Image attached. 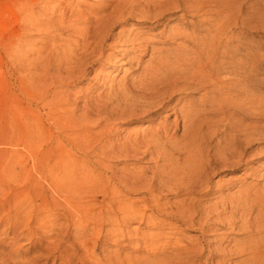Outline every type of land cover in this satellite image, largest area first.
<instances>
[{
    "label": "rangeland",
    "instance_id": "1",
    "mask_svg": "<svg viewBox=\"0 0 264 264\" xmlns=\"http://www.w3.org/2000/svg\"><path fill=\"white\" fill-rule=\"evenodd\" d=\"M136 1L96 61L67 24L112 0H0V204L20 211L0 205L3 264H264V0H176L185 10L162 15V0ZM207 152L210 174L195 173ZM60 157L108 180L109 195L74 198L96 203L81 225L49 183ZM120 201L143 215L120 224Z\"/></svg>",
    "mask_w": 264,
    "mask_h": 264
},
{
    "label": "bare ground",
    "instance_id": "2",
    "mask_svg": "<svg viewBox=\"0 0 264 264\" xmlns=\"http://www.w3.org/2000/svg\"><path fill=\"white\" fill-rule=\"evenodd\" d=\"M115 2V4H111V3H109V4H106V6H111L110 8V11L108 12V13H106V14H103V15H96L95 16V19L93 20V21H90V23L89 22H87L86 21V19H84V17H82V19L81 20H83V21H78V20H75V21H70L71 22V24H67V27L68 26H70V25H72L71 27H73L74 29H73V33H77L78 34V36L81 38V43H82V50H84V56H86V55H92V56H89V57H91V58H93L94 60H99L98 58L99 57H101L102 56V52H99L98 54H95V56L93 57V55H94V53H95V51H97L98 49H100L102 46H104L105 44H104V42L107 40V39H109L110 37H111V35H110V30H111V28H112V26L113 25H115V23H120V22H118V20H120V21H123V20H125V19H127L128 18V16H130L132 13H133V9H135L134 7H135V5L137 4V1L136 0H112V3H114ZM191 5V4H190ZM192 7V6H191ZM190 7V8H191ZM201 7V6H200ZM153 8H154V11H156V13L157 14H159V15H162L163 14V12H166V11H173L174 9H176V10H178V9H183V10H185L184 8H182V4H178L177 3V1L176 0H162V2H160V3H157V4H154L153 5ZM189 8V9H190ZM130 9V10H129ZM201 9V8H200ZM98 10V9H97ZM191 10H193L192 8H191ZM102 11H104V9L102 10ZM190 11V10H189ZM197 13V12H196ZM81 17V16H80ZM62 22V21H61ZM69 22V21H68ZM65 23V22H64ZM65 25V24H64ZM66 27V26H65ZM90 29H94L93 31H90ZM120 31H122V30H120ZM75 33V34H76ZM130 34H131V32H130ZM130 34H128L127 36V38L124 40V41H132V40H136V39H134V38H130ZM77 36V37H78ZM118 37H121L119 34L117 35ZM78 40V39H77ZM80 43V42H79ZM104 44V45H103ZM134 44H136L137 45V43H134ZM138 44H140V43H138ZM138 46V45H137ZM133 47H135L134 45H133ZM104 48V47H103ZM203 51V50H202ZM104 52V51H103ZM199 53V52H198ZM163 60H164V58L161 56V57H159L158 58V60L156 61V66H155V68L154 69H159L160 70V68L162 67V65H163ZM167 62V61H166ZM169 63V62H168ZM165 64V63H164ZM179 65H181V63L179 64ZM192 65V64H191ZM172 67V66H171ZM223 67V66H222ZM165 68V67H164ZM168 68V67H167ZM166 68V69H167ZM174 69H175V67H174ZM167 71V70H166ZM165 70L163 71V73L164 72H166ZM175 71V70H174ZM198 71V70H197ZM197 71H195V73L197 72ZM205 71V70H204ZM147 72V71H146ZM150 72V71H149ZM169 72H171V71H169ZM182 72V71H181ZM200 72H201V69H200ZM199 72V73H200ZM218 72V71H217ZM152 73H154V71L152 72ZM199 73H196V74H199ZM181 74V73H180ZM202 74V73H201ZM146 75H148L147 73H146ZM208 75V74H207ZM171 76V75H170ZM176 76V75H175ZM197 76V75H196ZM201 76V75H200ZM199 76V77H200ZM203 76H204V73H203ZM148 77H150V76H148ZM154 77V76H153ZM153 77H151L152 79H153ZM165 77V76H164ZM180 77V76H179ZM186 77V76H185ZM155 78H156V75H155ZM197 78H198V76H197ZM217 78V77H216ZM141 79H142V77H141ZM167 79V78H166ZM171 79V78H170ZM183 79V78H182ZM208 79V78H207ZM214 79V78H213ZM179 80V79H178ZM177 80V81H178ZM197 80V79H196ZM218 80V79H217ZM147 81H148V79H147ZM174 81V80H173ZM181 81V80H180ZM198 81V80H197ZM205 81V80H204ZM141 82V81H140ZM152 82L153 81H151L150 83H151V86H152ZM160 82H161V80H160ZM170 82H171V80H170ZM208 82V81H207ZM223 82V81H222ZM146 83H148V82H146ZM145 83V84H146ZM157 83H159V82H157ZM166 83V82H165ZM173 83V82H172ZM199 83V82H198ZM206 83V82H205ZM214 83V82H213ZM220 83V82H219ZM154 84L156 85V83L154 82ZM179 84V83H178ZM183 84V83H182ZM201 84H203L202 83V81H201ZM162 85V84H161ZM166 85V84H165ZM171 85V84H170ZM209 85H210V83H209ZM214 85V84H213ZM147 86H148V84H147ZM157 86V85H156ZM175 86V85H174ZM182 86V85H181ZM185 86V85H184ZM188 86V85H187ZM191 86V85H190ZM211 86H212V84H211ZM150 87V86H149ZM148 87V88H149ZM161 87V86H160ZM173 87V86H172ZM148 88H144V89H148ZM153 88V87H152ZM157 88V87H156ZM180 88V87H179ZM187 88V87H186ZM160 89V88H159ZM164 89V88H163ZM171 89V88H170ZM177 89V88H176ZM185 89V88H184ZM141 90V89H140ZM183 90V89H182ZM209 90H211V89H209ZM54 91V90H53ZM157 91H158V89H157ZM58 92H59V90H55L54 91V95H56V94H58ZM164 92H166V91H164ZM168 92H169V94H172L171 93V91H169L168 90ZM153 93V92H152ZM151 93V94H152ZM156 93V92H155ZM41 94V93H40ZM154 94V93H153ZM41 96H43V95H41ZM44 98V97H43ZM221 100H222V98H221ZM218 101H220V100H218ZM214 102H215V100H214ZM134 103V102H133ZM222 103H220L219 105H221ZM223 105V104H222ZM225 105V104H224ZM223 105V106H224ZM65 106V105H64ZM66 106H68V105H66ZM213 106V105H212ZM222 107V106H221ZM185 108V107H184ZM224 108V107H223ZM67 109V108H66ZM182 109V108H181ZM218 109H220V108H218ZM186 111H187V109H186ZM198 111V110H197ZM182 113V112H181ZM185 113V112H184ZM188 113H189V111H188ZM195 113V112H194ZM183 114V113H182ZM203 114V113H202ZM196 115H197V113H196ZM90 116V115H89ZM220 116V115H219ZM218 116V117H219ZM224 116V115H223ZM99 117V116H98ZM231 118V117H230ZM195 119V118H194ZM221 119H223V118H221ZM87 120V119H86ZM187 120V119H186ZM191 120V119H190ZM189 120V121H190ZM192 120H193V117H192ZM191 120V121H192ZM201 120V119H200ZM218 120V119H217ZM216 120V121H217ZM83 121V120H82ZM166 120H164V122H165ZM183 121V120H182ZM188 121V122H189ZM190 121V122H191ZM213 121V120H212ZM233 121V120H232ZM74 122V121H73ZM72 122V120H71V123H73ZM189 122V123H190ZM68 123V122H67ZM69 123H70V119H69ZM68 123V124H69ZM83 123V122H82ZM188 123V124H189ZM193 123V122H192ZM198 123H199V120H198ZM201 123H202V121H201ZM235 123V122H234ZM74 124V123H73ZM72 124V125H73ZM167 124V123H166ZM187 124V125H188ZM214 124V123H213ZM216 124H220V122L219 123H216ZM250 124V123H249ZM82 125H84V124H82ZM162 125V124H161ZM160 125V126H161ZM215 125V124H214ZM58 126V125H57ZM75 126V125H74ZM164 126V125H163ZM163 126H162V128H163ZM192 126V125H191ZM80 128H81V126H80ZM158 128H159V126H158ZM165 128H166V126H165ZM253 128H254V126H253ZM161 129V128H160ZM62 129H60V131H61ZM162 130H164V129H162ZM166 130V129H165ZM164 130V131H165ZM168 130V129H167ZM186 130H188V128L186 129ZM182 131H184V129L182 130ZM159 132H161V131H159ZM184 132H186V131H184ZM215 132V131H214ZM164 133V132H163ZM167 133H168V131H167ZM254 133V132H253ZM150 134V133H149ZM160 134H162V133H160ZM250 134V133H249ZM159 135V134H158ZM198 135V134H197ZM150 136H151V134H150ZM150 136H149V139H148V141H155L157 138H159L160 136H153V134H152V138L150 139ZM192 136V135H191ZM193 136H195V135H193ZM226 136V135H225ZM245 136V135H244ZM144 137V139H146L147 137L146 136H143ZM146 137V138H145ZM189 137V136H188ZM247 139L249 138L248 136L246 137ZM192 139L194 140V138L192 137ZM196 139V138H195ZM140 140V139H139ZM139 140L137 139V141H138V143H139ZM158 140V139H157ZM172 140V139H171ZM170 140V141H171ZM175 140V139H174ZM226 140V139H225ZM135 141V140H134ZM147 141V140H146ZM162 141V140H161ZM173 141V140H172ZM192 141V140H191ZM197 141V140H196ZM142 142V141H141ZM151 142V143H152ZM206 142V141H205ZM211 142V141H210ZM216 142V141H215ZM219 142V141H218ZM221 142L222 141H220V144H221ZM228 142V141H227ZM233 142V141H232ZM235 142V141H234ZM241 142V141H240ZM136 143V142H135ZM146 143V142H145ZM149 143V142H148ZM150 143V144H151ZM155 143V142H154ZM154 143H153V145L152 146H154ZM207 143V142H206ZM231 142H229L227 145L229 146V144H230ZM238 143H239V141H238ZM243 143V142H242ZM246 143V142H245ZM248 143H251V141H249ZM140 144V143H139ZM138 144V145H139ZM161 144V143H160ZM197 144V146H198V143H195V145ZM200 145H201V142L199 143ZM205 144V143H204ZM210 144V143H209ZM214 144V143H213ZM219 144V143H218ZM236 144V143H235ZM234 144V146H236ZM241 144V143H240ZM244 144V143H243ZM155 145H156V143H155ZM170 145V144H169ZM202 145H203V142H202ZM216 145V144H215ZM247 145H249V144H247ZM137 146V145H136ZM159 146V145H158ZM161 146V145H160ZM176 146V145H175ZM204 146V145H203ZM208 146V145H207ZM212 146H214V145H212ZM218 146V145H217ZM216 146V147H217ZM231 146H232V144H231ZM246 146V145H245ZM192 147V146H191ZM196 147V146H195ZM205 148H206V146H204ZM221 147V146H220ZM150 148V147H149ZM163 148V147H162ZM161 148V150H163ZM173 148V147H172ZM180 149V146H178L177 147V149ZM193 148H194V146H193ZM192 148V149H193ZM199 148V147H198ZM211 148H213V147H211ZM232 148V147H231ZM238 150L237 151H239L240 153H242L241 152V150L243 149H241V145H237V147H236ZM136 149V148H135ZM176 149V148H175ZM207 149V148H206ZM224 149H228V153H230L231 154V156L233 157V155H236L235 153H234V151L236 150L235 148V150L234 151H232V150H230V148L228 147V148H224L223 147V150ZM240 149V150H239ZM174 150V149H173ZM201 150H202V146H201ZM205 149H203V151H204ZM207 150H209V149H207ZM217 150V149H216ZM245 150V149H244ZM150 151V150H149ZM153 151V150H152ZM151 151V152H152ZM166 151V150H165ZM165 151H163L164 153H165ZM177 151V150H176ZM178 151H180V150H178ZM189 151V150H188ZM196 151H198V150H196ZM213 151H214V148H213ZM212 151V152H213ZM218 151H220L221 152V150H218ZM170 152V151H169ZM169 152H166L167 154L169 153ZM174 152V151H173ZM173 152H172V154H173ZM200 152V149H199V151H198V154H200V156L202 155L201 154V152ZM211 152V153H212ZM214 152H217V151H214ZM224 152H225V150H224ZM127 153V152H126ZM154 153V152H153ZM152 153V154H153ZM166 153H165V155H166ZM171 153V152H170ZM170 153H169V155H170ZM203 153V152H202ZM204 153H205V151H204ZM156 154V153H155ZM158 154V153H157ZM176 154V153H175ZM225 154V153H224ZM160 155V154H159ZM164 155V154H163ZM174 155V154H173ZM172 155V156H173ZM188 155L190 156V154L188 153ZM220 155L221 154H218V157H219V159H221L220 158ZM243 155V154H242ZM166 156H168V155H166ZM187 155H185V157H186ZM188 156V157H189ZM192 156V155H191ZM198 156V155H197ZM211 156H212V158L213 159H211ZM230 156V157H231ZM188 157H186L187 159H189ZM193 157V156H192ZM203 157V156H202ZM206 157H207V161L206 162H204L202 159H200V164L198 163V165H196V166H194V168H193V171L195 172V173H204V174H208V172L212 169V168H210V166L212 165V163H214L213 161H215L216 162V159H214V155H208V152H207V155H206ZM221 157H222V155H221ZM227 157V156H226ZM239 157H241V156H239ZM164 158H165V156H164ZM168 158V157H167ZM172 158V157H171ZM184 158V157H183ZM186 158H184V161L185 160H187ZM195 157H193V159H194ZM198 158V157H197ZM229 158V157H228ZM233 158H235V156L233 157ZM193 159H192V161H193ZM210 159H211V161H210ZM232 159V158H231ZM60 160V161H59ZM170 160V159H169ZM201 160L203 161V163H201ZM233 160V159H232ZM235 160V159H234ZM241 160H242V158H241ZM183 161V162H184ZM188 162H189V160H188ZM195 162V161H194ZM197 162H199V160L197 161ZM48 163V162H47ZM168 163H169V161H168ZM190 163V162H189ZM196 163V162H195ZM194 163V164H195ZM218 163V162H217ZM57 165H60V169H61V172L65 175V177H60V176H58V175H54V178H53V175H52V177H50V180H49V183L52 185V184H54L55 183V181H59V183L60 184H58L56 187L57 188H59V189H61V188H64V195H63V197H64V202H65V204H64V208H65V210L67 211H65L67 214H69V216H71V215H73V217H74V219L77 221V223L79 224V225H81L82 224V218H84V219H86V217H90V216H88V213H89V209H92V207L94 206V204H96V203H94V201L93 200H88V201H86L85 202V204H81V205H78L77 203H76V200L74 201V198H78V199H83V198H86V197H88V198H95V197H97V196H99V195H106L107 193H108V187H107V183H108V180H106V177L103 175H101V174H98V176H95V177H92L91 176V174H92V172L91 171H93V169L92 170H79V172L76 170V167H75V163H72V162H70L68 159H63L62 157H60V159H58V160H55L54 161V163L52 164V166L53 167H55V166H57ZM173 165H175V164H173ZM215 165V164H214ZM45 166V165H44ZM170 166H171V163H170ZM190 166H191V164H190ZM193 166V165H192ZM191 166V167H192ZM52 167V168H53ZM43 168H45V167H43ZM176 168V167H175ZM178 168V167H177ZM51 169V168H50ZM50 169H48V171L50 170ZM190 169V168H189ZM42 170V169H41ZM75 170H76V172H78V174L75 172ZM96 170V169H95ZM173 170V169H172ZM42 172V171H41ZM192 172V171H191ZM211 172V171H210ZM210 172H209V174H210ZM79 173H80V175H79ZM187 173V172H186ZM189 173H190V171H189ZM96 174V173H95ZM188 174V173H187ZM203 174V175H204ZM93 175V174H92ZM181 175V174H180ZM94 176V175H93ZM189 176H191V175H189ZM196 176V175H195ZM197 176H198V174H197ZM208 176V175H207ZM210 176V175H209ZM206 177V176H205ZM178 178H180V177H178ZM189 178V177H188ZM198 178H200V177H198ZM197 178V179H198ZM163 179V178H162ZM162 179H160L161 181H162ZM165 179H167V177L165 178ZM169 179V178H168ZM167 179V180H168ZM184 179V178H183ZM194 179V178H193ZM203 179V178H202ZM206 179V178H205ZM72 181L71 183H72V187H70V186H68V185H65L68 181ZM105 180H106V182H105ZM181 180V179H180ZM192 180V179H191ZM191 180H187L188 181V183L191 181ZM196 180V179H195ZM194 180V181H195ZM178 181V180H177ZM183 181V180H182ZM186 181V182H187ZM167 182V181H166ZM173 182H174V180H173ZM172 182V183H173ZM180 182V181H179ZM186 182L185 183H183V184H186ZM203 182V181H202ZM168 183V182H167ZM167 183H164V184H167ZM175 183H176V181H175ZM178 183V182H177ZM193 183V182H192ZM209 183V182H208ZM183 184H181L180 185V187L183 185ZM200 184H202L201 182H200ZM207 184V183H206ZM47 185V184H46ZM172 185V184H171ZM171 185H169L170 187H171ZM175 185V184H174ZM173 185V186H174ZM194 185V184H193ZM65 186V187H64ZM165 186V185H164ZM184 186V185H183ZM182 186V187H183ZM188 186H190L191 187V185H186V187H188ZM198 186V185H197ZM209 186V185H208ZM179 187V186H178ZM181 187V188H182ZM202 187H205V185H204V183H203V186ZM56 188V189H57ZM199 188V187H198ZM207 188V187H206ZM105 189H106V193L105 194H103L104 192H105ZM150 189H152L151 187H150ZM176 189H177V187H176ZM179 189V188H178ZM188 189V188H187ZM187 189H183L184 191H186ZM195 189V188H194ZM197 189V188H196ZM195 189V190H196ZM209 189V188H208ZM79 190V191H78ZM193 190V189H192ZM201 190V189H200ZM77 191V192H76ZM213 191V190H212ZM71 192H76V193H74V194H70ZM197 192V191H196ZM202 192H203V190H202ZM207 192V191H206ZM182 193V192H181ZM187 193V192H186ZM212 193V192H211ZM178 194V193H177ZM202 194V193H201ZM206 194H208V193H206ZM107 195H109V194H107ZM111 195V194H110ZM194 195V194H193ZM203 195V194H202ZM226 195V194H225ZM225 195L223 196V197H225ZM230 195V194H229ZM192 196V195H191ZM196 196V195H195ZM200 197H201V195H199ZM218 196V195H217ZM222 196V195H221ZM231 196V195H230ZM245 196V195H244ZM193 197V196H192ZM197 197V196H196ZM200 197H198V198H200ZM227 197H229V196H227ZM191 198V197H190ZM234 198V197H233ZM235 199V198H234ZM104 200V199H103ZM108 200H110V199H108ZM113 200V199H112ZM123 201V200H122ZM122 201H120L118 204H119V207H117V209H119V211L121 210L122 211V214H123V217H122V220H121V218H120V220H121V222H120V224H124L125 223V225H126V221L128 222V220H124V219H126L125 217H127V216H130V217H132L131 219H133V216H134V218H136V216H142L143 215V213H140L141 211H139L138 210V207H136L137 209H133V210H125V208H126V206H127V204H125L124 202H122ZM126 201V200H125ZM184 201V200H183ZM108 202V201H107ZM106 201H104L103 203H107ZM185 202H187V201H185ZM189 202V201H188ZM103 203H101L102 205H103ZM109 203V202H108ZM114 203H115V201H114ZM191 203V202H190ZM1 205V204H0ZM116 206V205H115ZM184 206V205H183ZM248 206V205H247ZM1 207L3 208V209H5V210H7V213H6V215L4 216V218L5 219H7V220H13L12 219V217L15 215L13 212H15L16 211V214L17 213H19L20 211H18V210H16V209H14V210H12L11 208H9V206L8 205H1ZM109 207H111V209H112V207L113 206H109ZM159 207V206H158ZM250 207V206H249ZM128 208V207H127ZM88 209V210H87ZM129 209H132L131 208V206H130V208ZM202 209V208H201ZM244 209V208H243ZM87 210V211H86ZM114 210V209H113ZM207 211V210H206ZM106 212H108V211H106ZM178 212V211H177ZM182 213V212H181ZM180 213V214H181ZM3 214V213H2ZM111 215H113V211L111 212ZM106 216L107 217H110V212L109 213H106ZM181 216L182 217H184V215L183 214H181ZM191 216V215H190ZM76 217H77V219H76ZM2 218H3V216H2ZM88 218H87V220H88ZM108 219V218H107ZM110 219V218H109ZM108 219V220H109ZM90 220V219H89ZM101 220V219H100ZM103 221H104V219H103ZM102 221V222H103ZM110 221V220H109ZM119 221V220H118ZM185 222H187L186 220H184ZM90 222H97V221H95V220H92V221H90ZM100 221H98V223H99ZM106 222H108V221H106ZM84 223V222H83ZM87 224V223H86ZM41 225H43V224H41ZM41 225H39V226H41ZM258 227V226H257ZM204 229V228H203ZM50 230H52V229H50ZM118 230V229H117ZM255 231V230H254ZM259 231V230H258ZM119 232V231H118ZM262 233V232H261ZM7 244H8V242H7ZM249 248V247H248ZM183 249H184V247H183ZM243 249V248H242ZM246 250V249H245ZM11 251V250H10ZM251 251V250H250ZM195 253V252H194ZM247 253V252H246ZM4 254H8V252L7 253H4ZM195 255V254H194ZM4 255H0V258L2 259V261L4 260ZM2 261L0 260V263L1 264H3L2 263ZM22 264H24V263H22ZM26 264V263H25Z\"/></svg>",
    "mask_w": 264,
    "mask_h": 264
}]
</instances>
